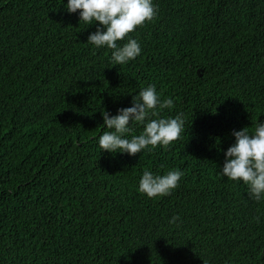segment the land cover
I'll list each match as a JSON object with an SVG mask.
<instances>
[{
    "label": "trees",
    "instance_id": "1",
    "mask_svg": "<svg viewBox=\"0 0 264 264\" xmlns=\"http://www.w3.org/2000/svg\"><path fill=\"white\" fill-rule=\"evenodd\" d=\"M154 3L129 34L141 55L113 66L79 10L0 0V264H264V200L218 175L233 130L264 120V0ZM150 84L174 98L163 116L184 114L181 137L101 151L103 110ZM172 168L170 195L137 191L144 169Z\"/></svg>",
    "mask_w": 264,
    "mask_h": 264
},
{
    "label": "clouds",
    "instance_id": "2",
    "mask_svg": "<svg viewBox=\"0 0 264 264\" xmlns=\"http://www.w3.org/2000/svg\"><path fill=\"white\" fill-rule=\"evenodd\" d=\"M68 13H77L79 23L87 26L98 22L96 30L87 37V44L94 48L111 50L113 66L127 64L142 53L140 41L129 35L138 26L151 22L158 14L154 0H61ZM122 42V43H121ZM175 108L174 98L162 99L155 84L147 85L132 96L131 106L117 109L115 115L107 110L103 118L102 134L98 136L101 151L134 156L157 146L166 147L179 139L185 131V117L182 112L174 116L162 115L163 110ZM133 123L142 127L134 134ZM234 142L224 151V162L219 167L221 178L244 183L252 199L264 200V120H258L249 130L244 127L233 130ZM184 172L172 168L162 174L144 169L137 191L148 198L170 195L179 186ZM173 216L170 223L179 220Z\"/></svg>",
    "mask_w": 264,
    "mask_h": 264
}]
</instances>
